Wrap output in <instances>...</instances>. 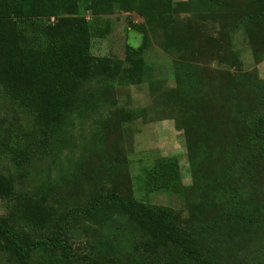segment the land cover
Instances as JSON below:
<instances>
[{"label": "rangeland", "instance_id": "obj_1", "mask_svg": "<svg viewBox=\"0 0 264 264\" xmlns=\"http://www.w3.org/2000/svg\"><path fill=\"white\" fill-rule=\"evenodd\" d=\"M75 2L94 65L61 122L44 127L0 82V175L54 210L32 230L0 195V220L39 240L17 261L2 239L0 264H56L55 236L72 264H195L150 247L113 193L168 208L215 263L264 264V4ZM54 19L22 21V43L45 44L34 26Z\"/></svg>", "mask_w": 264, "mask_h": 264}, {"label": "trees", "instance_id": "obj_2", "mask_svg": "<svg viewBox=\"0 0 264 264\" xmlns=\"http://www.w3.org/2000/svg\"><path fill=\"white\" fill-rule=\"evenodd\" d=\"M92 1L105 5L111 0ZM258 1L264 4V0ZM61 14L75 15L64 18ZM76 14L75 0H0V82L12 98L27 107L36 121L47 128L61 122L65 109L76 102L83 82L93 69L92 28L84 16ZM51 17L55 19L46 24L31 22L45 44L22 43V21ZM0 195L14 200L10 214L20 212L32 230L45 229L53 219L54 210L43 198L16 192L10 177L0 175ZM106 199L117 203L148 233L150 247L173 243L195 264H218L203 255L194 237L177 227L168 208L150 207L115 193ZM2 239L17 261H25L39 244V240L29 238V233L19 235L6 221L0 220V247ZM43 243L56 264L74 263L75 256L67 253L58 236ZM58 250L63 261L57 258Z\"/></svg>", "mask_w": 264, "mask_h": 264}]
</instances>
